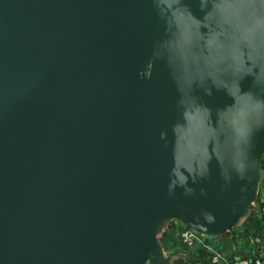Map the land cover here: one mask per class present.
Segmentation results:
<instances>
[{"label":"water","instance_id":"obj_1","mask_svg":"<svg viewBox=\"0 0 264 264\" xmlns=\"http://www.w3.org/2000/svg\"><path fill=\"white\" fill-rule=\"evenodd\" d=\"M165 36L150 0H0V264H150L155 223L212 233L253 208L264 131L241 178L213 161L169 195L178 92L150 58Z\"/></svg>","mask_w":264,"mask_h":264},{"label":"clouds","instance_id":"obj_2","mask_svg":"<svg viewBox=\"0 0 264 264\" xmlns=\"http://www.w3.org/2000/svg\"><path fill=\"white\" fill-rule=\"evenodd\" d=\"M150 2L166 34L150 58L164 61L178 92L169 195L177 189L192 195L213 161L223 181L241 178L254 137L264 131V0ZM245 80L250 83L242 89ZM216 92L231 102H204Z\"/></svg>","mask_w":264,"mask_h":264},{"label":"crops","instance_id":"obj_3","mask_svg":"<svg viewBox=\"0 0 264 264\" xmlns=\"http://www.w3.org/2000/svg\"><path fill=\"white\" fill-rule=\"evenodd\" d=\"M260 170L253 208L229 228L204 232L200 242L186 246L178 236L183 225L174 221L155 223L150 264H236L240 259L264 264V156Z\"/></svg>","mask_w":264,"mask_h":264},{"label":"built area","instance_id":"obj_4","mask_svg":"<svg viewBox=\"0 0 264 264\" xmlns=\"http://www.w3.org/2000/svg\"><path fill=\"white\" fill-rule=\"evenodd\" d=\"M179 240L183 245L186 246H192L197 242H200V239L202 237V233L199 231H196L194 229L182 226L181 230L178 233ZM217 258H215V261H217ZM236 264H250L247 260L240 259L237 261ZM253 264H262L261 261H255Z\"/></svg>","mask_w":264,"mask_h":264}]
</instances>
